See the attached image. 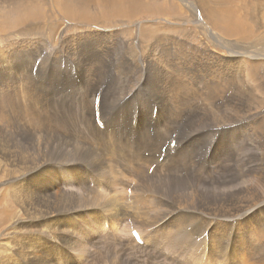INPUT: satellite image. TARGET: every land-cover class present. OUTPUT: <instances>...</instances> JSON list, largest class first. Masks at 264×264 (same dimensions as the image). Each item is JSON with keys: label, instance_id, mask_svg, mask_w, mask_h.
<instances>
[{"label": "rangeland", "instance_id": "rangeland-1", "mask_svg": "<svg viewBox=\"0 0 264 264\" xmlns=\"http://www.w3.org/2000/svg\"><path fill=\"white\" fill-rule=\"evenodd\" d=\"M153 1L157 2V0ZM226 1L229 3L231 10H234L240 16L239 18L242 20L240 26L241 31L245 34L248 33L249 36L247 37L248 39L245 38L246 36H239V39L237 38L234 44L238 42L239 44L237 45L246 47L249 45L248 43H254L257 40L256 45H254V51L262 55L264 53V40L262 38L264 34V0ZM184 2L188 3L190 8H192L191 10H194V13L198 14V16L193 18L194 21L188 22V26L186 25L189 29L187 28L184 38H182L181 32L178 30L174 33V36L177 37V41L179 40L178 42L184 44L181 46L176 43L173 50L177 51L181 56L184 55L186 58H190V56H202L204 49L208 52L212 51L214 55L221 56L218 59H223L222 57L228 56L225 49L217 47V42L214 41L213 38H210L204 31L196 30L197 20H200L201 23H205L204 25L207 26L206 22L202 21L200 12L203 10V6L200 0H184ZM0 3H2V0H0ZM8 4L7 0H3L2 6L7 5V7H9ZM166 4L167 2H165V5ZM167 5L168 13L177 14L172 17H178L180 20L184 18L180 15L182 12H178L179 8L175 5L174 1H171ZM206 5L212 10H218L216 0H206ZM172 17L163 16L158 18L157 22L159 25L166 26L168 24L166 18L172 19ZM175 18L172 20H175ZM149 19H154V17H141L137 23L142 24V22L144 23ZM59 20L55 21L57 24L54 27L55 31L53 28V31L50 32L52 35L50 34L51 37L49 42L45 39H37L36 37L29 38L28 40L22 39L21 37H16L14 34L15 31L13 32V30H5V34L0 33V264L3 260H5V262L2 264H184L185 262L187 264H264V107H262L263 105L260 106L259 102V99H264V91L254 93L253 102L251 100L249 102H244L246 99L245 95L248 93L244 91V97H242V109L244 110L242 113L243 118L235 124H224L225 128H223L222 125L220 130L216 129L214 127L215 125H212V121L209 118L203 116L204 112L198 110L202 112V117L204 118L200 121L191 120L192 122L190 123L192 125L190 123L188 124V128H199L200 136L198 137L200 151L197 150L196 147L190 152V158L194 160L195 165L191 166L188 164L184 166L185 170H181L178 173H174L173 176H169L170 179L177 178L186 184L175 182V180L172 181L173 183H167L165 181L167 183V187H165L166 190L160 191L159 193L156 191L155 193L150 192V197H152V199H150L149 203L141 206H138V203H133V201L132 204H130V199L133 198L134 193L132 191V196L128 197L126 192L128 205L124 202H120L117 206L116 202L114 205H116L117 211L116 213H112L118 216V218L115 219L116 221L112 220L110 219L111 215H108L104 207L94 204L91 201L86 202V197L88 196L93 195L96 198H100V200L107 196L105 192L96 193L97 190L106 191V185L104 187L102 185L104 176L94 171L92 174L85 165V161L78 162L76 167L73 166L75 163H64L61 152L50 147V143L45 150L46 143L44 141L40 143L39 140H47L46 136L48 132L42 129L40 135H33L29 126L34 122L36 123L34 117L37 116L30 107L35 109L41 116L50 117V120L54 121L52 125H56V128L52 127L53 129L49 132L50 137L56 140L63 139V136L69 137V133L64 132L65 127L62 124V115L64 117L67 116L69 120H73V116L76 118V106L83 101H90L89 103H91L95 91L98 90L92 102V106L95 108L98 106L99 108L105 102V116L107 118L112 116L110 113L113 115L119 114L120 112L117 110L119 106H122L124 110L132 112L130 116L128 115L129 119L138 126L137 120L142 116V114L139 113L140 107L137 106L136 108V106H134V108H132V106L136 102V97L139 96L133 92L128 95L126 94L132 88L131 82H129L131 78H136L141 73H136L135 71L132 73L126 72L123 73L124 78L114 77L111 79L113 74H111L109 69L103 64L100 68L96 66L94 73H88L87 75H89V77L85 76V78H88L87 80L85 78L83 79V75L86 74V72H83V70L79 71L78 69L80 65L79 57L73 58L72 55L66 53V50H74L75 48L74 52L77 54L76 50L86 49L88 45H92L94 42L96 43L99 41L97 39H95V41H93L94 39L90 41L82 39L83 42L77 41V43L76 41L72 42L70 40L71 37L77 38L80 32V34H82L84 33L83 31L87 30L95 31L97 28L84 24V26H78L75 23V26L73 23L72 25L71 23L66 24L60 17ZM133 22H135V20ZM133 24L135 25V23ZM176 24L177 23H175V25ZM180 25L183 26V23L179 22L178 26ZM76 26L80 31H77L75 28ZM59 37L63 39L62 42H53L54 38L59 39ZM78 37H80V35ZM124 38L126 39V37ZM259 45L262 46L260 47ZM184 47L187 48L188 51ZM121 48L120 43H118L116 49L120 50ZM74 52H71V54H74ZM92 57L93 56H88L87 59L91 60ZM239 57L249 61L245 54H241ZM259 58L261 59L262 57ZM78 62L79 65H77ZM114 63H118V60H115ZM81 66L83 67V63H81ZM221 67L222 66H220L217 61L213 67V71L216 73H224ZM256 73L257 76L259 74V77L264 75V66L263 68L262 66L256 68L255 74ZM262 82V88L264 90V80ZM94 88L96 89L94 90ZM104 90L105 96L103 95ZM120 92L123 93L121 97L124 98H121V100L114 105L119 99L116 97H119V94H121ZM155 95L156 94H152L151 100L159 102ZM230 96L231 94L226 92L225 99H229ZM3 98L7 103L2 101L4 100ZM140 101L142 100L138 99L136 103ZM23 102L24 104L27 103L30 107L27 106L23 108ZM145 102L146 100L142 101V103ZM73 103H75V105ZM2 105L4 106L2 107ZM151 108L157 111L156 108L159 107L156 105H152L151 107L149 105L150 110ZM86 111L87 109H85V114L88 112ZM194 112L195 111L191 113V119ZM73 113L75 114L73 115ZM90 113L91 111H89V114ZM147 114L149 115V113ZM156 116L157 113L154 118ZM16 117L22 118H20V121L23 122L21 123L22 125L18 124ZM252 118L254 119V124H251L250 120H252ZM187 119L185 122H182V126L177 129V139H179V137L182 139L187 131L188 128H186V126L189 122ZM28 122L30 123L28 124ZM38 123L41 124L43 128V120H40ZM127 123L129 124V120H127ZM103 125L106 126L105 124ZM204 125L206 126L204 127ZM137 126H134L132 130L136 132L138 129ZM106 127V131H103L99 127L97 128L101 131L99 132L100 134L95 133L97 139H101L108 134L111 127ZM240 127L241 129L239 131L244 130L242 133L243 138L241 136L242 139H244L246 133L255 131V148L252 157L257 168L252 170L248 177L245 176V174L249 172L248 168H250L247 159V150L249 147L246 142L250 138L244 141L241 140V142L238 140L239 136L237 131ZM91 132H93L92 129L89 131V134ZM147 133L150 136L153 134V131L148 130ZM92 134H90V138L95 135L94 132ZM213 134L215 138H213ZM201 138L203 140L202 142ZM137 140L136 138L131 141ZM212 141L213 143H210ZM217 141H219V145L216 144L214 149V145ZM99 142L101 143V141ZM234 142L237 148H234ZM26 145H28L29 149L26 148ZM139 145L140 143L137 141L136 149L143 155V150L141 151ZM179 145L178 151L183 143H179ZM224 146L232 149L231 154H228L229 156H223V152L227 150H225ZM165 148L166 143L161 150ZM45 151H47V154ZM212 152H214L217 157H220L219 160H215L216 162H210L211 170L209 171L208 169L209 172L207 171V173H212V175H203L201 172L197 173V168L201 167L205 159L208 161L211 156V158L214 159L213 156L215 155H211ZM174 153L175 152H172L171 156H174ZM182 153L183 151L180 154ZM152 158L156 159V155H152ZM44 160L47 163L44 162ZM185 160L188 161V159ZM104 161L107 166L110 167V162L105 158ZM116 162L117 161L113 162V166H116V164L120 166L119 178L120 181L122 180V182H124L130 177V173H122L128 167ZM79 163H84L81 165L82 169ZM211 165L213 166L212 168ZM47 169L50 170L51 175H49ZM143 170L142 168V171ZM79 172L82 174H77L75 177L68 175L69 173ZM145 175L146 177L149 176L145 171L141 172L136 176L137 178H134L131 182H135L137 186L141 180L145 182ZM52 176L54 177L53 179ZM250 176L254 177L251 178ZM148 179H152V182H155L152 186H159L158 182H156L158 178L154 176V172ZM252 179L254 181H252ZM200 182L206 184L209 193L207 190L203 193L201 190L202 188L198 189L200 190V194L194 193L191 188H195V184L199 185L201 184ZM251 182L252 185H250ZM199 186L197 188H199ZM123 187L121 183L116 189L118 193L122 195V198L125 197L124 190L122 189ZM220 190H225V194L219 195L218 191ZM80 193L83 194L80 195ZM246 201L252 202L254 205H259L262 213L256 212L247 219H239L237 223H235L236 227L232 222L231 224H229L230 222L222 223L214 219L215 214L218 216L225 214V212L221 210L223 207H229L233 204V208H235V206L237 208H242L246 205ZM57 204L59 205L57 206ZM178 204L181 205L182 208L179 209L176 214H173L171 209ZM168 212L169 214L165 220L162 221L163 225L161 223L155 225V223L161 221L162 217ZM188 217H191L193 221L189 223ZM175 218L176 220L185 222L186 229H183V227H172L171 222L175 220ZM254 218L259 219L261 222H257L254 225L251 221ZM144 219H148L146 225L143 222ZM169 220L170 226L166 227L164 224ZM50 224L51 226H49ZM205 225L207 227H205ZM38 226L40 227L38 228ZM132 227L136 228L138 231H140L139 228L142 227L152 230V233L157 234L151 239L149 248L140 247V249H138L133 247L132 244H127L123 240V237L129 235V229ZM45 228L47 232L44 231ZM134 228L132 229L135 230ZM201 228H207L208 232H202L201 237H198L197 234ZM205 234L207 236H205ZM143 235L145 238H148L145 234ZM175 236L178 237L177 240ZM128 237L130 238V235ZM155 247H161L167 252L174 263H170L157 255L154 252Z\"/></svg>", "mask_w": 264, "mask_h": 264}, {"label": "bare ground", "instance_id": "bare-ground-1", "mask_svg": "<svg viewBox=\"0 0 264 264\" xmlns=\"http://www.w3.org/2000/svg\"><path fill=\"white\" fill-rule=\"evenodd\" d=\"M7 1L9 3L8 4L9 7H7V5L2 6L3 0H2V3H0V33L2 34H5V30L6 31L13 30V32L15 31L14 34L16 35V37H21L22 39H25V40H28L29 38H32V37L33 38L36 37L37 39L41 38L49 42L50 37L52 35L50 32L53 31L52 29L57 24V22L55 21L59 20V17L63 19L64 22H66V24L71 23L72 25V23L73 24L75 23L78 26H82L84 24V25H91L97 28L95 31L87 30V31H83L84 33L82 34H80L81 33L80 32L79 33L80 37H78L79 35L78 36L76 35L77 38L71 37L70 40L72 42L73 41L83 42L82 39L83 40L87 39L88 41L93 40V39H94L93 41H95V39H97L99 41H97L96 43L94 42V44L92 45H88L86 49L84 48V49L76 50L77 54L74 52L75 51L74 47H73L74 50L72 49L66 50V53L68 55H72L73 58L77 56L79 57L80 65L78 62L77 64L79 65L78 69L79 71L83 70V72H86V74L83 75L84 76L83 79L85 78V76L89 77V75H87L88 73H94L96 66L100 68V66H103V64H105V66L109 69V72L113 74L111 79H113L114 77L124 78L123 73H126V72L132 73L133 71H135L136 73H141L138 77L131 78L129 82H131L132 88L126 94L128 95L129 93H132V92L136 93L139 96V97H136L135 99L136 102L138 99H141L142 101L146 100L145 103H142V101H140L139 103H136V102L134 103L132 101L134 103L132 108H134V106H136V108L137 106H139L140 107L139 113L142 114L140 119L137 120L138 126L136 125L135 122H132L129 119V116L131 115L130 113L132 112H129V110L128 111L124 110L122 106H119L117 110L118 112H120L119 114L113 115L112 113H110L112 116H110V118H107L105 116V102H104L98 108L99 120L103 124L111 128L105 137L101 139L98 137L100 140L97 139V136L95 134L101 131L97 129L98 125L94 118L95 107L92 106L93 104L92 102L94 98L96 97L98 90L95 91V94L92 97L93 100L91 101V103H89L90 101L89 102L83 101L76 106L77 107L76 108L77 109L76 118L73 116L74 119L69 120L66 115L65 116L67 118L62 115V124L65 127L64 132L69 133V137L63 136V139L56 140L49 136V132L53 129L52 127L56 128V125H52L54 121L50 120L51 119L50 117L41 116L35 109L30 107L27 103L24 104L23 102V105H22L23 108H26L27 106L30 107L33 113L37 116V117H34L36 123L34 122L32 123V125L30 124L29 126L30 127L29 129H31L33 135L35 134L40 135V133L42 132V129L45 132H48L46 136L47 140L46 139L39 140L40 143L42 141L46 143L45 150L47 149V145L50 143V147L61 152V155H63V158H64L63 159L64 163H75L73 166L76 167V165H78L77 164L78 162L85 161L86 162L85 165L88 167L91 173L94 171L95 173H101L100 175L104 176V179H102V182H103L102 185L103 187L105 185L107 186V188L105 186L106 191L97 190L96 193L105 192L107 193V196L101 200L100 198H96L93 195L88 196L86 197L87 198L86 202L91 201L94 204L104 207L108 215H111L110 219L112 220H115L116 218H118V216L112 213V212L116 213L117 211V207L116 205H114L116 202H117L116 203L117 206H118V203L120 202H124L125 204L128 205V202L126 199V192L128 188L131 186V184L133 183L131 182V180H133L134 178H137L136 176L141 172L145 171V173L148 174L149 168L155 164H156V168L154 169V176L158 178L156 182H158L159 186H152L155 182L154 181L152 182V179H148L149 176L146 177L145 175V178H146L145 182H142L143 180H141L137 184V186L135 184L134 190H132L134 195H133V198L130 199V204H132V201L133 203H136V204L138 203V206L149 203L150 199H152V197H150L151 193H155V191L157 193H159L160 191H165L166 190L165 187H167V183H171L173 180H175V182L186 184L185 182H181V180L177 178L170 179L169 176H173L174 173H178L181 170H185L184 166H187L188 164H190L191 166L195 165L194 160L190 158V152L193 151L196 147H197V150L200 151L199 137H198L200 135H199V128L197 127L188 128V124L192 122L191 120H196V121L202 120L204 118L202 117V112H204L203 116H205L206 118H209L212 121V125H215L214 127L220 130L222 128V125H223V128H225L224 124H231V123L235 124L239 122L241 118H243L242 113L244 112V110L242 109L243 108L242 107L243 106L242 97H244V91L248 92L245 95L246 99L244 100V102L245 101L249 102L250 100L253 102V98H254L253 94L256 92L264 91L262 88L263 87L262 81L264 80V75L259 77V74L258 76H257V73L255 74L256 68L260 66H262L263 68L264 66V53L262 55H259L261 53L259 52L257 53L254 51V45H256L257 40L254 43H248L249 45L246 47L237 45L239 44L238 42L234 44V42H236V39L237 38L239 39V36L241 37L246 36L245 38L249 36H248V33L245 34L241 31L240 26H241L242 20L241 18H239L240 16L234 10H231V7L229 6V3H227L226 0H216L217 5H218V10L210 9L206 5V0H200L203 6V10L200 12L202 15V21L206 22L207 26L204 25L205 23L204 24L201 23L200 20L196 21V27H197L196 30L204 31L206 34H208L210 38H213L214 41L217 42V47H220L226 50V52L228 53V56L222 57L223 59H218L221 56H218L216 54L214 55L211 50H210L211 52H208L207 50L204 49L202 56H198V57L190 56V58L189 57L186 58L184 57V55L181 56L177 51L173 50V47L176 43L181 46L182 44H184L182 42H178L179 40L177 41L176 39L177 37L174 36V33H176L178 30L179 32H181L182 38H184V34L187 32L188 22L194 21L193 18L198 16V14H195L194 13L195 11L191 10L192 8H190V5L184 2V0L183 1L182 0H157V2L153 0H7ZM171 1H174L175 5L178 6L179 8L178 12H182V14L180 13V15L184 17L182 20H180L178 17L177 18L172 17L173 15H177V14L167 12L168 11L167 4H169ZM165 2H167L166 4L167 6L165 5ZM155 4H158V5H155ZM163 16L172 17V19L175 18V20L166 18V20H168L167 21L168 24L166 26L159 25L157 22V19ZM141 17H154V19H149L146 22L144 23L142 22V24H139L137 22L139 21V18ZM134 20L135 22H133ZM50 21H54V22H50ZM179 22H182L183 26L182 25L178 26ZM133 23H135V25ZM175 23L177 24L175 25ZM75 28L77 29V31H80V29L77 26ZM54 31H55V28H54ZM124 37H126V39ZM262 38L264 40V34L262 35ZM62 40L63 39L61 37H59V39L54 38L53 42H62ZM118 43H120L122 47L120 50L116 49ZM69 45L72 46L71 44ZM259 46L261 47L262 45H259ZM185 49L187 50V48ZM71 52H74V54H71ZM241 54H245L246 57H248L249 61L246 59H243L242 57L240 58L239 56ZM88 56H93V57L90 60V59H87ZM259 57H262V58L260 59ZM115 60H118V63H114ZM217 61L219 62L220 66H222L221 68L224 71V73H220V72L216 73L213 71L214 70L213 67L215 66V63ZM81 63H83V67L81 66ZM136 73H133V74H136ZM221 77L224 79H222ZM85 79L87 80L88 78H85ZM96 80H97V77H96ZM95 89L96 88H94V90ZM226 92H229L231 94L229 99H225ZM122 94L123 93L119 94V97H116L119 99L114 103V105L118 103L119 100H121V98H124V97H121ZM152 94H156L155 97L157 98L159 102L155 100L154 101L151 100ZM103 95L105 96V90H104ZM106 100H107V95H106ZM2 101L6 102L5 99ZM259 102H260V106L263 105L262 107H264V99H259ZM73 104L75 105V103ZM149 105L151 107L152 105H156L159 108H156L157 111L152 108L150 110ZM3 106L4 105H2V107ZM85 109H87L88 111V112L86 111L87 114H85ZM198 110H201L202 112ZM89 111H91L90 114H89ZM193 111L195 112L193 113V116L191 119V113ZM147 113H149V115ZM156 113H157V116L154 118ZM74 114L75 113H73V115ZM1 118H2V115H1ZM16 118H17L16 121H18V124L22 125L21 123L23 122L20 121L22 118L21 117H16ZM186 119L189 120L186 126V128L188 129L185 132L182 139L181 137L177 139L176 131L178 128L182 126L181 123L185 122ZM40 120H43V128L41 127L42 125L38 123ZM127 120H129V124L127 123ZM250 121H251V124H254L253 118ZM29 123L30 122H28V124ZM47 123H48V126H47ZM134 126L138 127L136 132L132 130L134 129ZM205 126L206 125H204V127ZM91 129L93 130L95 134L94 137L92 138H90V134H92L93 132L89 134V131ZM240 129L241 127L237 131L238 136H239L238 140L240 142L241 140L244 141L250 138L246 142L250 149V150L248 149L249 151L247 150L248 166L250 168H248L249 172L245 174V176L248 177L250 175L249 173H251L252 170L257 168V165L254 163L253 157H252V153L254 154V148H255L254 147L255 146L254 145L255 144V141H254L255 131L246 133L244 136V139H242L243 138L242 133L244 132V130L239 131ZM148 130L153 131V134L149 136V134L147 133ZM212 136L213 138H215L214 134ZM136 138L138 139L137 141H139L140 143L139 146L141 147V151L143 150V155L140 154L138 150L136 149L137 141H131ZM99 141H101V143ZM202 141L203 140L201 138V142ZM172 142L175 143L174 148H171L170 146ZM218 142L219 141L215 143L214 149L216 147V144H218ZM165 143H166V148L163 149L165 150V159L162 164H159L157 163V159L152 158V155L154 156L156 154L160 155L161 152L163 151L161 149ZM179 143H183V145L178 151L177 149L180 146ZM210 143H213V141ZM234 145H235V142H234ZM26 146L25 147L28 148V145ZM224 148L225 150L226 149L227 150L223 152V156H226V155L229 156L232 152L231 151L232 149H230L227 146H224ZM234 148H237V145H235ZM182 151L183 153L180 154ZM45 152L47 154V151ZM172 152H175L174 156H171ZM145 153L149 154L147 156L148 158L145 156ZM211 155H215L213 156L214 159L211 158L212 156L209 157L208 161H206L205 159L203 164H201V167L197 168V171H198L197 173L201 172V174L203 175H212V173H207L208 169L209 171L211 170L210 162L212 163L216 162L217 160H219L220 157H217V155L214 152H212ZM104 158L110 162L109 164L110 167L107 166L106 162L104 161ZM185 159H188V161H186ZM46 161L44 160V162ZM114 161H117L116 163H120L121 165L124 164L126 167H128L125 171L122 172V173H125V172L130 173V177L124 182H122V180L120 181V178H119L120 166L117 164L116 166H113ZM82 164L84 163H79L81 169H82V166H81ZM212 167L213 166L211 165V168ZM142 168L144 169L143 171H142ZM47 171L49 175H51L50 170L47 169ZM78 171H81V170H78ZM77 174H82V173L80 172L79 173H69L68 175H70L71 177H75ZM250 177L253 178L254 176L253 177L250 176ZM53 178L54 177L52 176V179ZM252 181L254 180L252 179ZM121 183L124 186L122 188L125 194L124 198H122V195H120L118 191L116 190ZM200 183H201L199 184L200 186L195 184V188H191L193 189L194 193L200 194L199 193L200 190H198L200 188H202L201 190L203 193H205L206 190L208 192L206 184H203L202 182ZM250 185H252V182ZM198 186L199 188H197ZM228 190L231 191L230 189ZM81 194L83 193H80V195ZM218 194L224 195L225 190L218 191ZM248 203H251V204H248ZM245 204L246 205H244L242 208H237L236 206L235 208H233V204H231L229 207H225V208L221 207L222 208L221 210L224 211L225 214L221 216H218L215 214L214 219L222 223L230 222L229 224H231L232 222L235 224L241 218L247 219L251 217L252 215H254L256 212L260 214L262 213L261 212L262 210L260 209L259 205H254L252 202H249V201H246ZM58 205L59 204H57V206ZM181 208L182 206L178 204L175 207H173L171 211L173 214H176V212ZM168 214L169 212L164 217H162L161 221H158V222L155 221L156 222L155 225H157L158 223H161L163 225L162 221L165 220ZM176 218L175 220L171 222V226L177 227V228L183 227V229H186V225H185L186 223L183 222L182 220H176ZM188 219H189L188 220L189 223L193 221L191 217H188ZM147 220L148 219H144L143 221L145 225H146ZM251 221L254 223V225L257 222H261L259 219H255V218L252 219ZM164 225L166 227H169L170 220L165 222ZM40 226H38V228ZM49 226H51V224ZM205 227L207 226L205 225ZM235 227H236V224H235ZM134 229L136 231L133 230V232L138 237V239L141 242L144 239L143 241L147 245H151L150 244L151 239L157 235L156 233H152V230L144 229L142 227L139 228L140 231H138L136 228ZM44 231H46V228ZM199 231L197 234L198 237H201L202 232L203 233L208 232L207 228H201ZM143 234H145L148 238H145ZM129 235H130V229H129ZM128 236L123 237L122 235L123 240L127 244L129 245L132 244L133 247L140 249V247H138L136 243L134 242V240L132 239L131 235H130V238ZM205 236L207 235L205 234ZM177 239L178 237L176 238V240ZM179 239H180V236H179ZM182 257H183V254H182ZM3 262H5V260H3L1 264Z\"/></svg>", "mask_w": 264, "mask_h": 264}]
</instances>
